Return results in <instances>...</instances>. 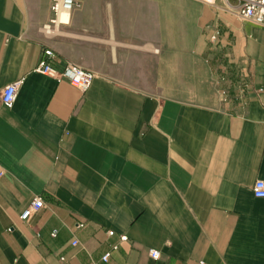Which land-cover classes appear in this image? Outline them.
<instances>
[{"label": "crops", "instance_id": "obj_1", "mask_svg": "<svg viewBox=\"0 0 264 264\" xmlns=\"http://www.w3.org/2000/svg\"><path fill=\"white\" fill-rule=\"evenodd\" d=\"M76 2L46 32L50 0H0V264H264V28L237 0Z\"/></svg>", "mask_w": 264, "mask_h": 264}, {"label": "built area", "instance_id": "obj_2", "mask_svg": "<svg viewBox=\"0 0 264 264\" xmlns=\"http://www.w3.org/2000/svg\"><path fill=\"white\" fill-rule=\"evenodd\" d=\"M201 2L213 4L216 0H198ZM236 14L244 19L249 20L264 28V0H237ZM76 0H50L51 16L46 24L43 25V30L51 32L62 24H67L70 21L72 11L76 7ZM219 33L214 32L210 36L212 42L217 40ZM54 54L51 49H45L35 71L44 75H48L59 81L67 80L74 88L81 92H86L94 79V73L88 69L81 67L72 62H62L61 67L53 64L52 58ZM19 83L7 85L1 92V98L6 106H12L17 98ZM253 194L257 198H264V180H257L253 186ZM44 207L42 198L36 197L32 200L29 206L22 212L21 219L29 220L31 216ZM109 234H113L110 231ZM55 235V233H53ZM122 240H126L127 236L122 235ZM153 259L160 258L158 250L151 249L149 251ZM109 253L103 257V261H107Z\"/></svg>", "mask_w": 264, "mask_h": 264}]
</instances>
